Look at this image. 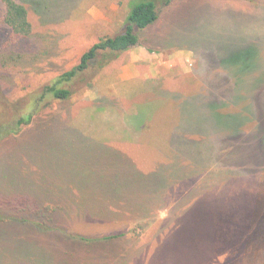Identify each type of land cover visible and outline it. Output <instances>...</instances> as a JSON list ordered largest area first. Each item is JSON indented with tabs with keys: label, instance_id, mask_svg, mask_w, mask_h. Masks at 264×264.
Instances as JSON below:
<instances>
[{
	"label": "rangeland",
	"instance_id": "rangeland-1",
	"mask_svg": "<svg viewBox=\"0 0 264 264\" xmlns=\"http://www.w3.org/2000/svg\"><path fill=\"white\" fill-rule=\"evenodd\" d=\"M15 1L31 34L12 37L0 0V125L99 39L121 33L128 12V0ZM158 10L138 47L90 67L70 102L40 107L29 129L0 142V220L43 215L10 209L20 193L51 205L45 215L57 206L35 227L0 223V264L263 261L264 0H172ZM110 148L143 174L164 168L165 185L140 191L143 179ZM109 182L143 210L106 199ZM114 234L122 237L94 249L72 240Z\"/></svg>",
	"mask_w": 264,
	"mask_h": 264
},
{
	"label": "trees",
	"instance_id": "trees-1",
	"mask_svg": "<svg viewBox=\"0 0 264 264\" xmlns=\"http://www.w3.org/2000/svg\"><path fill=\"white\" fill-rule=\"evenodd\" d=\"M1 2L4 4L5 7L3 15V24L9 28L12 37L14 39H25L30 36L31 24L28 20V11L26 7L22 3H19L15 0H1ZM171 2L172 0H128V12L126 14V22L123 31L119 34H115L113 36H105L99 39L98 42L94 43L89 49L82 53L78 62L73 67H71L69 70L59 73L47 85L42 87L39 93L33 95L30 99L29 105L25 108L23 114L18 117H13L12 119H10L9 123L0 125V142L8 136H17L23 133L25 130L29 129L33 121L38 117L37 114L40 107L48 106V104L51 102H70L73 94V91L70 87L90 67L97 66V69H103L109 62L117 59L120 53L130 51L138 47L140 42L139 32L151 27L159 18L158 5L168 6L171 4ZM110 149L114 151L112 152L113 155H115V157L118 158L121 163L125 164L122 165L124 169H127L137 178L143 179L141 183L137 184V188L140 191H144V188L149 190V188L153 187L154 185L158 186V184L160 183H163L165 185L164 180H166V174L164 173V168L157 167V170L154 173L143 174L140 172V169L136 167V164L132 163L133 160L129 157V155H127V153L118 151L113 148ZM122 172L123 170H121V173ZM109 183H113L114 185H116L113 186V188L115 189V194L110 193L109 189L106 193L101 192L106 199L114 200L115 202H118V205H134V209L143 210V208L145 207V203L143 201L134 199H120L118 196L121 194H117V191L123 187L116 182ZM139 184L143 185L144 188L142 186H139ZM6 188L7 190L9 189L10 192L20 190L15 188ZM8 203H10V209H22L23 211H34L35 213H43L42 216H39L35 213L34 214L37 219H42L45 217L47 218V220L50 219V222L52 219V216L50 215L57 208V206H54V211L48 215H45L46 213H48L49 206L51 205L41 206L37 198H33L23 193L16 194V199L8 201ZM120 209L126 210L125 207H122ZM114 212L116 214L117 209H115ZM25 213L30 214L29 212ZM97 214L99 216H104L105 219H111L110 216H112L102 211ZM26 218L31 220L29 217ZM36 218L32 219V222L27 221V219L22 221L17 218H10L6 222L0 220V223L7 224L12 222L14 223L12 225L17 228L18 226H26L31 223L34 225L32 227H35L36 224L39 223V220H37ZM120 237H122L121 234H114L105 236L104 238H95V240H85L83 238L78 237H72V240L86 242V244L89 243L88 246L93 247L90 249H94V247H96L97 245H106L110 243L112 244ZM261 264H264V254L263 261L261 262Z\"/></svg>",
	"mask_w": 264,
	"mask_h": 264
}]
</instances>
